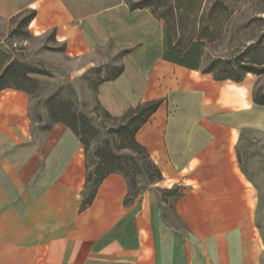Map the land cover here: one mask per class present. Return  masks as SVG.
Returning <instances> with one entry per match:
<instances>
[{
    "label": "crops",
    "instance_id": "0c3cea01",
    "mask_svg": "<svg viewBox=\"0 0 264 264\" xmlns=\"http://www.w3.org/2000/svg\"><path fill=\"white\" fill-rule=\"evenodd\" d=\"M36 11L34 31L54 30L67 54L128 47L98 100L113 116L160 101L136 139L163 177L127 201L128 177L111 172L85 205L80 136L63 122L36 127L28 93H1L0 264H263L260 195L243 167L251 134L264 136L255 80H217L166 60L156 17L126 2L82 18L63 0Z\"/></svg>",
    "mask_w": 264,
    "mask_h": 264
},
{
    "label": "rangeland",
    "instance_id": "374dc122",
    "mask_svg": "<svg viewBox=\"0 0 264 264\" xmlns=\"http://www.w3.org/2000/svg\"><path fill=\"white\" fill-rule=\"evenodd\" d=\"M43 1L0 0V72L11 59L37 67L39 72L30 74L34 82L27 84L29 91L22 90L30 95L32 101L30 116L33 124L45 130L61 119L77 127L87 141L86 162L91 175L89 191L97 178L106 171L116 170L129 179V201L133 195L160 179L148 158L132 145L131 131L122 130V121L117 116L109 115L98 100L99 84L114 77L122 69L128 47L110 42L92 55L67 54L64 44L57 41L54 30L37 34L32 24L34 19L29 26L22 22L27 11L36 9ZM63 1L76 18L90 16L118 2H126L130 6L148 9L162 28L165 21L174 24L175 18L168 11L184 7L189 12L183 22L186 35L194 26L199 30L204 23H211L212 42L206 49L204 65L222 55L234 62L243 59L256 63L264 61V0ZM222 3L229 5L232 11L211 17L202 14L204 6ZM199 5L201 9L197 13ZM186 37L177 36L176 39L185 43ZM247 47L248 54L244 58L240 53ZM208 74L214 77V73ZM246 77H252L255 80L254 91L263 94L264 73H247ZM225 80L234 81L230 78ZM13 89L5 88L0 94ZM247 143L243 167L259 191L260 206L256 220L264 240V136L254 132ZM99 163L102 165L99 166ZM159 189L164 198L170 195L161 187ZM262 261L264 264V253Z\"/></svg>",
    "mask_w": 264,
    "mask_h": 264
},
{
    "label": "trees",
    "instance_id": "16d2710c",
    "mask_svg": "<svg viewBox=\"0 0 264 264\" xmlns=\"http://www.w3.org/2000/svg\"><path fill=\"white\" fill-rule=\"evenodd\" d=\"M131 9L140 8L139 6H130ZM201 5L197 8V13L200 12ZM231 12L229 5H213V6H204L202 9V14L208 16H214L215 14ZM187 8L178 7L168 11V14H172L175 18L174 24H169L168 21L164 22L163 31H164V58L168 61L186 66L191 69L201 70L203 73H214V78L217 80L233 79L236 82L243 80L247 73L254 74H263L264 73V61L261 63H256L253 60H242L234 62L231 59H227L225 56H217L212 59L208 64L204 65L207 47L212 42V26L211 23H204L202 29H196L194 26L186 35L184 20L188 15ZM196 13V12H195ZM37 14L36 9H29L26 15L23 17V23L26 26H29L31 21L35 18ZM177 16V17H175ZM163 17V16H162ZM165 18V16H164ZM196 25V24H195ZM186 37V42L177 40L176 37ZM249 47L246 50L242 51L240 55L246 57L248 54ZM123 70L122 69L114 76L119 75ZM39 72L37 67L23 63L18 59H11L6 64V66L0 72V92L5 88H15L19 90L29 91L27 84L29 82H34V78L30 76L32 73ZM112 77V78H114ZM254 100L256 103L264 104V92L261 94L258 90L254 91ZM160 101H148L143 104H140L137 107H133L126 111L122 116H117V119H120L122 122L120 124L122 130L131 131V142L132 145L140 152H142L147 158L150 165L156 169L159 174V179H162V173L158 166L153 162L149 153L143 145H141L137 139L136 134L141 126L148 120L153 112L156 111ZM107 113L111 115L108 111ZM56 122H63L70 126L78 136H80L81 141L87 148L86 139L80 134L77 127L67 122L66 120L58 119ZM89 147V144H88ZM102 163H99L101 166ZM99 169V168H97ZM114 171H106L101 177L97 178L93 188L89 192V197L86 199L85 205L90 204L94 198L96 191L104 180V178ZM121 173V172H120ZM91 180V175L88 171V184Z\"/></svg>",
    "mask_w": 264,
    "mask_h": 264
}]
</instances>
